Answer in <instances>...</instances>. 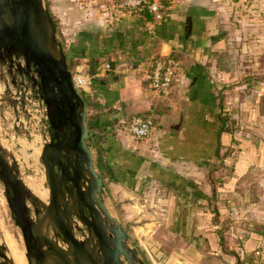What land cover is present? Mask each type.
<instances>
[{
    "label": "crops",
    "instance_id": "obj_1",
    "mask_svg": "<svg viewBox=\"0 0 264 264\" xmlns=\"http://www.w3.org/2000/svg\"><path fill=\"white\" fill-rule=\"evenodd\" d=\"M162 1L145 21L113 0H44L73 72L93 76L87 115L111 124L104 205L114 190L151 217L140 246L159 264H264V0ZM165 56L176 75L158 96L147 74ZM144 115L153 129L135 139L127 122Z\"/></svg>",
    "mask_w": 264,
    "mask_h": 264
},
{
    "label": "water",
    "instance_id": "obj_2",
    "mask_svg": "<svg viewBox=\"0 0 264 264\" xmlns=\"http://www.w3.org/2000/svg\"><path fill=\"white\" fill-rule=\"evenodd\" d=\"M0 66L10 79L3 101L24 107L30 88L45 107L51 132L40 154L44 203L27 189L0 145V182L27 264H143L103 204L86 102L72 81L44 0H0ZM0 260L13 264L1 244Z\"/></svg>",
    "mask_w": 264,
    "mask_h": 264
},
{
    "label": "rangeland",
    "instance_id": "obj_3",
    "mask_svg": "<svg viewBox=\"0 0 264 264\" xmlns=\"http://www.w3.org/2000/svg\"><path fill=\"white\" fill-rule=\"evenodd\" d=\"M44 6L46 7L45 4ZM56 38L61 44L62 41L60 34L57 32ZM66 63L68 64L67 61ZM0 69V84H2L6 78L4 75L5 68L0 66ZM68 69L71 74L74 73L72 63L69 64ZM4 96L5 92H0V145L5 152L6 159L9 163H15L18 170V176L25 185L30 179L37 177H43L44 179V168L40 161V154L43 146L49 140L48 124L43 118L45 107L43 104L41 105V101L36 98L32 90H30V93L27 95L28 99L25 101L24 107H11L9 103L3 101ZM12 97L14 100L17 99L14 95ZM92 155L94 159L93 147ZM93 166L96 169L94 160ZM43 184H45V180ZM115 193L116 191L113 190V199L111 200L113 202L112 205L108 206L105 201V207L111 217L119 223L121 228L127 234L128 247L136 250L137 257L143 262V264H159L150 251L149 253L151 257L147 256L143 247L140 246V244L145 246L144 237H146L153 229L152 224L154 222H152L151 217H149L151 221L145 220V218L141 219L140 216L136 218V215H138L139 212L134 209L131 213L125 212V210L121 208V205L126 201L131 202V200L125 198V200H123V197L120 198L119 193ZM146 209H148V207ZM125 214H127V219ZM3 236H11L10 238L13 239L12 241L14 242V245H16L17 251L22 252L24 262L27 264L24 254V242L20 230L14 224L11 217L4 197L3 185L0 182V244L4 247L5 253L9 255L3 241ZM76 236L81 239L80 234L76 233Z\"/></svg>",
    "mask_w": 264,
    "mask_h": 264
},
{
    "label": "built area",
    "instance_id": "obj_4",
    "mask_svg": "<svg viewBox=\"0 0 264 264\" xmlns=\"http://www.w3.org/2000/svg\"><path fill=\"white\" fill-rule=\"evenodd\" d=\"M117 5L138 15L146 9L157 21L162 20L165 9L162 5V0H122L117 3ZM175 75L176 65L169 56L156 57L152 60L149 66L147 74L148 86L150 90L158 96L167 95L173 86ZM72 81L77 90L85 92L91 87L93 76L89 74H81V72H74L72 74ZM29 93L30 90L28 89L26 95ZM153 126L154 121L150 116L144 118L134 117L128 120L126 130L129 135L135 139H145L150 135Z\"/></svg>",
    "mask_w": 264,
    "mask_h": 264
},
{
    "label": "trees",
    "instance_id": "obj_5",
    "mask_svg": "<svg viewBox=\"0 0 264 264\" xmlns=\"http://www.w3.org/2000/svg\"><path fill=\"white\" fill-rule=\"evenodd\" d=\"M115 3H119L122 0H113ZM162 5L165 6L164 1H162ZM48 10V9H47ZM51 19L54 23L56 32L58 34H60V31L58 29V25L56 20L54 19V17H52V15L50 14ZM141 18H143L145 21H151L154 18L148 13V11L146 9H144L140 15ZM60 38H61V34H60ZM62 41V39H61ZM61 47L63 48V52L64 55L66 57V61L68 62V66L70 64V58H72L71 56V52L73 51V47H66L65 44L63 42H61ZM83 99L86 102V106L87 108L91 107V103L88 99V95L84 92H81ZM150 115H144V116H136V117H148ZM151 117V116H150ZM86 122H87V128L89 131V135H90V141L92 144V147L94 149L95 155H96V164H97V168L99 171V175L102 178V180H112L114 178V173H113V169L111 166V162L110 159L108 158V149L106 147V138L107 135L111 132L110 127L111 124L108 122H101L98 120L97 116H94L90 113H88V115L86 116ZM146 245L149 249V251L151 252V254L153 255V257L158 261H162L163 258V254L159 251V250H154L153 248V242L151 240H147L146 241ZM155 248H158L157 246ZM164 264H168V261H165Z\"/></svg>",
    "mask_w": 264,
    "mask_h": 264
},
{
    "label": "bare ground",
    "instance_id": "obj_6",
    "mask_svg": "<svg viewBox=\"0 0 264 264\" xmlns=\"http://www.w3.org/2000/svg\"><path fill=\"white\" fill-rule=\"evenodd\" d=\"M26 183V182H25ZM44 179L43 177H37L30 179L26 183L27 189H29L39 200L43 203L47 200V191L43 187ZM4 237V244L9 253L8 257L13 261V264H25L24 256L22 252L17 251L16 245H14L13 239L8 236ZM54 239V238H53ZM61 245V244H59Z\"/></svg>",
    "mask_w": 264,
    "mask_h": 264
},
{
    "label": "flooded vegetation",
    "instance_id": "obj_7",
    "mask_svg": "<svg viewBox=\"0 0 264 264\" xmlns=\"http://www.w3.org/2000/svg\"><path fill=\"white\" fill-rule=\"evenodd\" d=\"M48 128H49V125H48ZM48 133H49V140H51V132L49 129H48ZM41 162H44V159H42ZM54 171L57 172L56 168H54Z\"/></svg>",
    "mask_w": 264,
    "mask_h": 264
}]
</instances>
